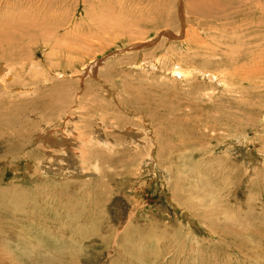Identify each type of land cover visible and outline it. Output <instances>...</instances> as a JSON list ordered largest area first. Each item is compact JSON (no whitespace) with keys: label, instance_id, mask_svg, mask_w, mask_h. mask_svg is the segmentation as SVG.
Masks as SVG:
<instances>
[{"label":"rangeland","instance_id":"1","mask_svg":"<svg viewBox=\"0 0 264 264\" xmlns=\"http://www.w3.org/2000/svg\"><path fill=\"white\" fill-rule=\"evenodd\" d=\"M193 2L0 0V69L11 75L0 81L1 263L63 250L53 261L264 264V24L237 6L231 20L204 18ZM165 31L178 39L124 51ZM158 58L161 73L128 68ZM92 62L99 72L85 76ZM49 135L78 149L53 150ZM238 141L258 159L245 187ZM67 153L76 166H60ZM230 215L241 234L225 230ZM29 237L46 249L24 246Z\"/></svg>","mask_w":264,"mask_h":264},{"label":"bare ground","instance_id":"2","mask_svg":"<svg viewBox=\"0 0 264 264\" xmlns=\"http://www.w3.org/2000/svg\"><path fill=\"white\" fill-rule=\"evenodd\" d=\"M192 2H193V0H191ZM195 1V4H196V11H197V13H200V15L202 16V17H204V18H213L215 21H226V20H231L227 15H224L228 10H231V9H233L235 6H237L238 8H239V10H241V9H245V10H247V8L248 9H250V8H252L254 11H255V14H257L256 15V17H258V18H255V20H257L258 22H256L255 21V26H256V28H260L261 27V25H263L264 24V0H194ZM194 3V2H193ZM194 8V9H195ZM237 8V9H238ZM236 9V10H237ZM186 10V9H185ZM244 10V11H245ZM187 11V10H186ZM186 11H184V18H187V16H189V15H187V12ZM233 11V10H232ZM253 11V12H254ZM246 12V11H245ZM250 12V11H249ZM253 12H250V13H253ZM223 14V15H222ZM236 14V13H235ZM234 14V15H235ZM243 14H244V12L242 13H238L237 15H239V17L240 16H243ZM233 16V15H232ZM231 17V16H230ZM248 17V16H247ZM211 22V21H210ZM244 22V21H243ZM249 25V24H248ZM247 26V25H246ZM264 26V25H263ZM184 27V26H183ZM183 27H182V29H183ZM245 29V28H244ZM244 29H243V27L242 28H239V31L237 32V31H235L234 32V35H235V39H237V41L239 42L240 40H243V39H246V35L244 34ZM251 30V29H250ZM241 33V34H240ZM177 35H175V34H173V33H171L170 31H165V32H163V33H161L156 39H154V40H151V42L150 43H141V44H135V45H133V46H130L129 47V49H125L124 51H126V52H132V51H144L145 50V48H147V47H149L150 46V44L152 45L153 43H156L157 42V40H159L160 38H165V39H162V40H174V39H178V37H176ZM189 36V34H188V31H187V33H186V37H188ZM199 36L197 35V33L194 35V37H193V39H188L187 41H188V43L190 42V43H193V44H198L199 42H201L200 40H199V38H198ZM238 45V44H237ZM237 47H239V45L237 46ZM231 49H234V48H232V47H230ZM124 51H120V52H117V53H113L112 55H109V56H107V58L106 59H108V58H110L111 56H114V55H117V54H121L122 52H124ZM237 52H239V51H237ZM167 54H168V52H166ZM116 57H118V55L116 56ZM112 58V57H111ZM110 60V59H109ZM160 58H158V59H155V60H152V59H149V60H143V61H136V62H134V63H131V64H129L128 65V68H130V69H132V68H134L135 70H140V71H142V70H148V69H150V70H156L158 67V69H159V71H160V73L161 72H163L162 71V68L160 69V66H159V64H160ZM96 62V61H95ZM95 62H92V63H90L88 66H83V70L81 71V72H83V74L86 76H92V72L94 71V73H96L97 71L99 72V70H96V68L94 67L95 66ZM106 62V61H105ZM4 67V66H3ZM251 68H253V67H251ZM252 70V72H254V71H257V69H251ZM199 72H201V71H199ZM12 74V73H11ZM171 74H176V75H178V76H182L183 78H186V77H188V75H189V73L188 72H184V71H181L180 70V68L179 67H177L176 69H175V71L173 70L172 71V73ZM210 75H212L213 77H214V79L220 84V85H223V83H225V81L223 80V79H221V77L219 78V79H217V75L216 74H211V73H209ZM208 74V75H209ZM13 75V74H12ZM80 75V73H78L77 75H74V76H76V77H78L79 79H83V76H79ZM3 77V78H2ZM11 78V75H10V69H8L7 67L6 68H3V69H0V81L2 80V81H4V80H6V79H10ZM72 79V78H71ZM0 83H3V82H0ZM227 86V85H226ZM58 90V89H57ZM63 121V120H62ZM66 125V127H67V124H65ZM72 128V127H71ZM71 128H69V130L71 129ZM68 129V128H67ZM58 130V129H57ZM61 132H62V130H60ZM73 131H71V133H72ZM68 132H66V134H67ZM74 133V132H73ZM58 134V133H57ZM62 134H64V133H62ZM61 135V134H60ZM68 135V134H67ZM67 135H63V136H61L62 137V140H59V139H57L55 136H53V135H49L47 138H46V145H47V143H49V144H51L52 145V149L53 150H56L57 148H61V147H59V146H63V148L64 147H68L69 149L71 148V149H73V150H75V149H78V148H75L74 147V145H75V141L73 142V140H75V139H73L72 140V136L70 135V136H67ZM73 135V134H72ZM78 136H79V134H77ZM60 137V136H59ZM81 136H79V138H80ZM80 140H81V138H80ZM80 140H78V141H80ZM83 140H84V138H83ZM83 140H81V141H83ZM237 140V139H236ZM238 140H240V141H242V144H246L247 142H248V140H247V138L246 137H243L242 139H240V137L238 138ZM240 141H238V142H240ZM77 143V142H76ZM249 143V142H248ZM57 144V145H56ZM253 145L255 144V143H252ZM49 149H51V147H49ZM62 149V148H61ZM53 150L52 151H48L47 152V154H46V158H47V155L49 156V155H52L54 152H53ZM58 150V149H57ZM64 150H65V148H64ZM255 150V149H254ZM63 151V150H62ZM70 151V150H69ZM73 151L71 150V153H72ZM75 152V151H74ZM73 152V154H76V153H74ZM77 152V151H76ZM235 152H241V155L244 157V164H245V168L247 169V171H246V176H245V178L243 179V186L245 187V186H247V183L249 182V183H251V181L252 180H250L251 178H253V177H256V175L255 174H253L254 172H255V169H256V167H257V165H258V162H257V160L253 157V155H252V151H251V148L249 149L248 148V146L247 145H241V142L239 143V144H236V146H235ZM60 153L61 152H59V155H60ZM70 153V152H69ZM69 153H67V154H69ZM63 155V154H62ZM254 155H256L255 153H254ZM72 155L71 154H69V156L67 157V158H71V159H69V160H67V162H64V163H62V164H60V166H69V165H73V166H76L75 165V161L73 160V158L71 157ZM241 156V157H242ZM63 157H65V156H63ZM62 157V158H63ZM64 158V160L65 159H67V158ZM60 159H61V157H60ZM48 160H50V159H47V161ZM75 160H76V157H75ZM151 160V159H150ZM157 160V159H156ZM77 162V161H76ZM45 162H43V164H44ZM49 163V162H48ZM55 165V164H54ZM41 166V165H40ZM48 166V165H47ZM53 166V165H52ZM57 166H59V164L57 165ZM42 167V166H41ZM44 167V166H43ZM46 167V166H45ZM47 168V167H46ZM52 168H54V167H52ZM51 167H50V169H52ZM61 168V167H60ZM80 168V167H79ZM40 168H38V170H39ZM43 169V168H42ZM57 169V168H56ZM162 169V168H161ZM49 170V169H48ZM80 170V169H79ZM160 170V169H159ZM166 170V169H165ZM44 171V170H43ZM50 171V170H49ZM53 171V170H52ZM167 171V170H166ZM161 172V171H160ZM163 174H165V176L167 177V179L169 178V175H167V173L165 172V171H163ZM250 180V181H249ZM242 186V187H243ZM245 190V189H244ZM206 189L205 190H203V192L202 193H206ZM243 193V192H242ZM206 194H208V193H206ZM0 195H1V191H0ZM243 195V194H242ZM193 197H195V199L197 198V196L196 195H192ZM246 196V195H245ZM198 197H200V195H198ZM175 199V198H174ZM177 200V199H176ZM174 201V200H173ZM179 201H183V204H182V202H181V204H182V206L184 205V209H195L196 210V208H195V206H193V205H188L187 204V202H185L184 200H180V197H179ZM170 204V203H169ZM230 206V205H229ZM211 211L212 212H214L215 211V209L212 207L211 208ZM249 215H252V208L249 206ZM197 212V214L196 215H198V216H202L203 218H205V214H203V213H201V212H198V211H196ZM244 219V217L242 218V220ZM237 219H236V217H233L232 215H230L229 216V219L227 220V228H225V230L226 231H228V232H230V234L231 233H234V236H235V234L236 235H238V233H240L241 234V232H242V230H243V228H245V222H239V221H236ZM217 221V220H216ZM236 224V225H233L234 223ZM233 223V224H232ZM14 225V224H13ZM212 226V225H211ZM243 227V228H242ZM14 228H17L16 227V225H15V227ZM220 228H222V227H220ZM210 229V228H209ZM250 230V229H249ZM211 231H213V232H215L214 230H212L211 229ZM210 231V232H211ZM221 231H223V230H221ZM1 233H4V232H2V231H0V234ZM12 233V232H11ZM223 234V233H222ZM233 235V234H232ZM221 236V235H220ZM31 238L33 237V235L32 236H30ZM29 237V239H24L25 241L26 240H29V241H26L25 242V244H24V246H27L30 250H32L34 253H40V252H43L45 249H46V245H47V243H45L44 245L42 244V243H44L41 239H40V241H41V243H39L38 242V240H36L37 242H35V241H32V239ZM237 237V236H236ZM235 237V238H236ZM220 238V237H219ZM222 238V237H221ZM33 240H35V238H33ZM21 241V240H20ZM22 242V241H21ZM245 245H246V243H245ZM235 247H236V245H235ZM24 249V248H23ZM235 249V248H234ZM240 249V248H239ZM31 251V252H32ZM238 251V250H237ZM245 251H246V249H245ZM8 252V251H7ZM33 253V254H34ZM50 253V252H49ZM18 255H20V254H18ZM50 255H51V253H50ZM52 258H42L41 260H42V263L41 264H60V263H58V262H55V261H53V258L54 257H57V258H61V260L63 259V257H64V253H63V250H61L60 252H58V253H56V252H54V254L52 253ZM8 259V258H7ZM15 259V258H14ZM18 260L20 261V260H25L24 258H21V257H19L18 256ZM35 260V259H34ZM15 261V260H14ZM29 262V261H28ZM34 262V261H33ZM9 263V261L7 262V261H4V263L2 262H0V264H8ZM14 263V262H13ZM17 263H18V261H17ZM10 264H11V262H10ZM29 264H31V262L29 263ZM34 264V263H33ZM61 264H62V262H61Z\"/></svg>","mask_w":264,"mask_h":264}]
</instances>
